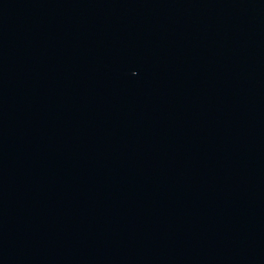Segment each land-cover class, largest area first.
I'll list each match as a JSON object with an SVG mask.
<instances>
[{"label": "water", "instance_id": "1", "mask_svg": "<svg viewBox=\"0 0 264 264\" xmlns=\"http://www.w3.org/2000/svg\"><path fill=\"white\" fill-rule=\"evenodd\" d=\"M0 264H264V0H0Z\"/></svg>", "mask_w": 264, "mask_h": 264}]
</instances>
